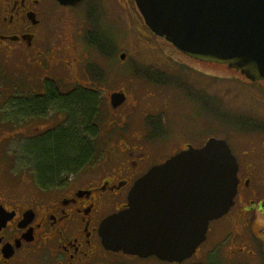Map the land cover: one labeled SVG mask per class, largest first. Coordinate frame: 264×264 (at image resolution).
I'll return each mask as SVG.
<instances>
[{
    "label": "flooded vegetation",
    "instance_id": "af4514ba",
    "mask_svg": "<svg viewBox=\"0 0 264 264\" xmlns=\"http://www.w3.org/2000/svg\"><path fill=\"white\" fill-rule=\"evenodd\" d=\"M51 5L67 8L56 0H0V52L33 72L37 88L27 97L30 103L49 99L53 88L62 96L86 92L78 71L84 60V42L93 46L81 32L68 36L64 24L55 34L52 23L59 19ZM157 38L184 59L195 61L164 38ZM146 69L164 76L155 68ZM237 74L245 88L260 91L262 97L253 98L246 109L236 112L235 129L226 138L200 137L195 143H181L162 118H148L141 132L114 133L113 164L100 166L96 156L100 143L95 141L100 136L96 118L95 133H82L93 149L90 159L83 160L78 168L47 178L38 173L28 148L67 129L70 113L63 106L53 105L59 107V114L47 125L46 116L53 106L33 112L16 106L18 126L24 120H29V125L14 132L12 140H27L19 157L33 173L28 168L22 170L28 175L17 180L18 193L0 190V264H264V82H252ZM16 98L17 105L26 102L22 97ZM256 103L261 111L255 110ZM202 104L208 111V100ZM63 113L64 120H59ZM210 139L225 141L229 146L238 164V186L232 207L209 223L205 240L195 252L182 262H170L154 254H129L107 248L100 228L106 219L129 208L134 184L153 167L189 147L201 149ZM173 146L182 147L160 156L163 149Z\"/></svg>",
    "mask_w": 264,
    "mask_h": 264
},
{
    "label": "rangeland",
    "instance_id": "374dc122",
    "mask_svg": "<svg viewBox=\"0 0 264 264\" xmlns=\"http://www.w3.org/2000/svg\"><path fill=\"white\" fill-rule=\"evenodd\" d=\"M51 9L59 19L52 23L51 30L55 34L63 24L68 36L81 32L84 40L89 32L100 31L113 49V54L105 57L84 42V60L78 71V78L85 84L83 89L88 94L96 92L98 99L100 136L95 141L100 142L96 147L100 166L113 164V138L117 131L138 133L146 128L148 118L160 117L181 143H195L200 137L226 138L235 129L236 112L246 109L253 98L262 97L260 91L245 88L242 77L228 67L196 63L163 46L161 40L147 30L133 0H86L77 8L51 5ZM92 18L99 19L97 26ZM122 54H126L125 61L120 60ZM7 55L9 57L0 52V190L18 193L17 180L28 175L22 170L28 168L30 174L33 172L19 157V150L27 140L21 143L12 140L14 132L29 125V120H24L20 126L16 123V97L27 101L37 84L29 67L18 65ZM145 67L159 70L163 78L154 82L142 77L139 70ZM65 89L63 87V91ZM120 91L127 93V101L113 109L110 96ZM203 100H208V111ZM255 106V110H262L259 103ZM58 109L57 106L50 109L47 125L56 120ZM65 115L63 113L59 120H64ZM74 115L81 123L80 111H75ZM202 115L205 117H200ZM71 119L70 116L65 126H70ZM80 127L84 132V127ZM181 147H166L160 156Z\"/></svg>",
    "mask_w": 264,
    "mask_h": 264
},
{
    "label": "water",
    "instance_id": "95a60500",
    "mask_svg": "<svg viewBox=\"0 0 264 264\" xmlns=\"http://www.w3.org/2000/svg\"><path fill=\"white\" fill-rule=\"evenodd\" d=\"M76 8L84 0H56ZM148 29L183 55L227 66L264 82V0H134ZM126 60V54L120 55ZM124 91L110 96L117 109ZM238 164L225 141L210 139L153 167L133 186L129 208L106 219L104 245L129 254L188 259L211 221L225 215L237 193Z\"/></svg>",
    "mask_w": 264,
    "mask_h": 264
},
{
    "label": "trees",
    "instance_id": "16d2710c",
    "mask_svg": "<svg viewBox=\"0 0 264 264\" xmlns=\"http://www.w3.org/2000/svg\"><path fill=\"white\" fill-rule=\"evenodd\" d=\"M92 20L94 21V26H97L99 19L92 18ZM86 38L87 42L103 56L110 57L113 54L111 44L106 41L102 32H89ZM139 75L154 82H159L162 79V74L146 68L139 70ZM48 95H50L49 99H41L39 102L31 103L26 101L17 105V107L22 108L26 112L47 111L50 106L60 105L69 111L72 118V123L67 129H62L52 134L51 139L28 148V153L34 161L38 173L45 178L60 174L62 171L78 168L83 163V160L90 159L91 155H93V149L88 141L84 139L80 126L84 127L85 134L89 132L95 133L94 123L99 114L96 93L88 94L84 91H76L62 96L56 88H53ZM75 111H80L81 123L77 121L74 115Z\"/></svg>",
    "mask_w": 264,
    "mask_h": 264
}]
</instances>
